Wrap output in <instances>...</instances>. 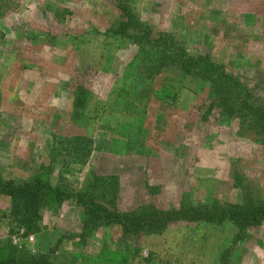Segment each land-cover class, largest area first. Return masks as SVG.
<instances>
[{
	"label": "rangeland",
	"instance_id": "1",
	"mask_svg": "<svg viewBox=\"0 0 264 264\" xmlns=\"http://www.w3.org/2000/svg\"><path fill=\"white\" fill-rule=\"evenodd\" d=\"M119 3L144 27L129 30L137 37L148 28L152 39L182 40L189 54L211 57L256 103L264 102V0H0V177L41 173L52 145L79 135L91 151L88 160L58 156L47 179L77 191L99 178L96 193L119 211L149 204L162 211L221 208L238 199L236 175L264 200V142L209 107V66L200 62L184 73L166 49L147 107L136 109L118 92L121 72L141 49L154 59L165 54L163 44L101 43L98 31H111L121 19ZM8 208L0 196L1 239L33 254L46 237L14 224L10 232L2 215ZM81 216L74 202L42 210L47 241L56 247L53 264H220L228 247L227 264H264V219L233 243L236 227L227 219L128 233L110 224L81 240Z\"/></svg>",
	"mask_w": 264,
	"mask_h": 264
},
{
	"label": "trees",
	"instance_id": "2",
	"mask_svg": "<svg viewBox=\"0 0 264 264\" xmlns=\"http://www.w3.org/2000/svg\"><path fill=\"white\" fill-rule=\"evenodd\" d=\"M121 10V19L111 31H98L101 36V43L104 46L117 42V47L124 48L128 43L138 42L150 47H160L165 54L160 53L155 59L145 49H141V55L133 59L121 72L118 92L126 93L125 97L131 103L138 104L136 109L148 106L149 93L151 91L152 75L159 66L164 65L166 49H170L175 56V66L178 70L188 73L196 71L200 62L204 66H209L208 77H205L209 87L208 99L209 107L215 108L221 119L226 121H236L242 131H252L254 136L264 142V102L256 103L250 90L242 81L231 75L225 68L212 60L211 57L203 58L200 55H192L187 51L185 44L180 39H174L172 35L158 36L155 39L150 37L147 29L142 36H136L133 31L141 29V24L135 18L132 9L125 3L117 6ZM2 13H0V16ZM143 39V40H142ZM148 72V74H146ZM146 74V75H145ZM145 83L148 80L149 83ZM89 95V91H88ZM81 97V96H80ZM81 103L85 95L81 97ZM101 101H95L94 107H100ZM60 142H55L51 147V158L44 171L37 173L35 169L30 177L22 180L3 179L0 177V196L9 200V208L2 215L7 218L12 232V224L16 230L24 229L25 233H32L46 237L39 239L36 251H31L25 247L19 248L13 245L9 239L0 237V264H16L26 262L27 264H53L50 261L55 252V245L47 241V230L41 225V213L46 207L53 210L61 208L63 204L74 202L81 208V232L76 236L85 240L98 228L107 227L110 224H120L124 233L141 230L142 227L162 228L169 223L178 221H214L229 220L235 227L232 242L235 243L243 237L245 230L258 225L264 219V200L255 197L250 184L243 181L241 176L234 177L239 189L238 199L233 203H227L224 207L212 205L209 211L201 208H171L166 211L159 210L149 204L136 212L119 211L110 203L96 193V190L103 186V181L93 177L86 181L84 187L77 191H68L47 179V174L52 171L54 164L58 161V156L69 157V161L84 162L90 156V149L79 135H65ZM62 161V160H61ZM43 165L40 166L42 168ZM39 168V167H38ZM46 175L44 177V172ZM236 173V172H235ZM113 181L116 184V178ZM212 210V211H210ZM58 241V240H57ZM229 248V249H228ZM221 254V263L227 264L226 257L230 253V247ZM129 257L132 259L134 254Z\"/></svg>",
	"mask_w": 264,
	"mask_h": 264
},
{
	"label": "crops",
	"instance_id": "3",
	"mask_svg": "<svg viewBox=\"0 0 264 264\" xmlns=\"http://www.w3.org/2000/svg\"><path fill=\"white\" fill-rule=\"evenodd\" d=\"M25 81V80H24Z\"/></svg>",
	"mask_w": 264,
	"mask_h": 264
}]
</instances>
